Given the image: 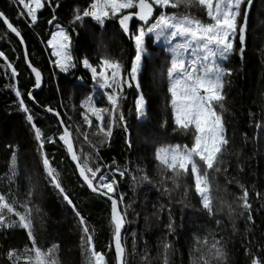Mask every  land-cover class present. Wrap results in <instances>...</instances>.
Returning <instances> with one entry per match:
<instances>
[{
	"label": "snow or ice",
	"instance_id": "1",
	"mask_svg": "<svg viewBox=\"0 0 264 264\" xmlns=\"http://www.w3.org/2000/svg\"><path fill=\"white\" fill-rule=\"evenodd\" d=\"M15 2L20 6L15 20L0 10V22L19 38L20 45H25V38L16 21L23 20L28 28H33L40 21L43 11L50 10L51 18L47 19L46 23L54 30L51 31V38L47 40V48L51 49L50 56L54 59L49 62L60 73L72 75L74 80L79 81L78 84L72 85L79 95L88 90L86 76H90L92 90H99L106 98V107L96 106L92 95L85 96L79 105L82 109L79 115L88 129L92 130L94 141L89 140L87 131L81 132L79 125L74 129L72 124L64 120L62 113L50 105L43 106L44 110L52 113L59 127L57 133L48 136L37 126V117L24 100L26 95L34 104L40 105L34 90L42 87V70L33 65L25 49L23 59L34 76V83L23 93L17 87V68L5 53L0 51V58L4 61L0 64V69H4L5 74L10 70L11 79L14 81L7 87L15 93L19 110L24 113L34 137L36 167L42 171L45 185L62 199L77 221L85 264H107L106 255L97 250L89 220L82 214L64 186L61 174L54 166L55 158L49 155L47 145H60L74 167V174L81 187L109 202L112 242L109 247H114L116 264H128L125 252L128 217H139L143 211L138 210L135 200H129L128 194L122 190V183L129 181L134 193L140 186H147L154 188L161 198L168 197L169 201L174 192L182 191L181 214L190 211L193 215L204 216L208 223H214L219 228V213L223 211L224 203L219 197V181L223 174L227 186L235 182L240 190V195L234 202L236 207L228 205L229 214L238 208L237 214L254 227L249 188L229 176V169L224 166L225 150L231 143L228 121L224 115L228 111L225 102L236 72L228 66V62L233 57H239L241 61L245 57L249 11L253 0H84L85 6L73 8L66 24L62 23L58 16V10L63 7L62 0ZM182 5L185 8L199 5L207 19L186 13H169V8L179 9ZM86 18L105 31L108 21H116L121 35L129 42L131 54L128 59L101 55L98 61L94 62L88 55L82 58L74 55V52L79 51V41L76 39L79 36L78 29L86 27ZM149 37L152 38L153 44L163 42L159 79L166 81V91L170 96V115L157 120L158 127L154 129L155 136L152 138L154 151L149 163L155 166V176L139 159L135 162L129 159L121 165L115 159L111 163L104 162L100 154L103 148L111 146L116 129H119L125 146L128 149L133 147L130 116L134 115L139 122H147L150 119L149 102L141 84V75L148 71V64L153 59V53L147 43ZM100 50L107 51L103 40L100 42ZM79 67L86 70V76L75 75ZM130 89H134L136 95L134 108H128L126 115V90ZM57 90L61 91L59 87ZM62 91L67 93L68 88ZM71 120L72 117L69 116L68 121ZM255 127L264 129V117L256 122ZM170 128L172 132L182 134L189 142L165 143ZM80 135L90 144L91 153L80 149L78 154L76 144ZM140 135L138 132V138ZM243 138L245 142L249 139L247 134ZM8 148L11 157L5 176L9 180V191L0 192V229H22L26 233L28 243L23 249H0L3 253L0 264H59L58 244L53 243L46 250L40 246L34 229L33 211L39 214L41 210L32 206L36 191L30 189L24 194L20 193L19 183L22 175L26 173H22L18 168L17 150L11 145H8ZM240 171H244L243 167H240ZM27 180L31 183V175H27ZM35 188L33 185V189ZM255 195L261 198L260 192ZM193 200L196 202L193 203ZM153 208L155 209V205ZM165 211L168 221L165 225L166 234L172 236L177 231L174 207L170 203L160 204L152 214L158 216ZM200 231H204V225H201ZM136 235L135 232L132 233L133 248L136 246ZM250 236L249 232L245 243L242 244L246 264H264V242L257 241V246H254ZM170 247L168 242L163 243L165 252ZM194 253L193 264H231L229 243L219 232L205 231L203 238L196 235ZM164 264H167V259Z\"/></svg>",
	"mask_w": 264,
	"mask_h": 264
},
{
	"label": "trees",
	"instance_id": "2",
	"mask_svg": "<svg viewBox=\"0 0 264 264\" xmlns=\"http://www.w3.org/2000/svg\"><path fill=\"white\" fill-rule=\"evenodd\" d=\"M63 7L58 10V16L62 23H67L70 19L73 8L85 6L84 0H62ZM20 6L15 0H0V10L15 20L16 13ZM169 13H186L207 19L204 10L195 5L185 8L183 5L179 9H168ZM50 10L43 11L40 21L33 28H28L23 20L16 21L24 38L28 49L29 59L43 73V83L41 89L34 95L40 101V106L50 105L62 113L64 120L73 125L80 126L81 132L89 133V140L94 141L91 135L92 130L83 123L79 112V107L85 96L92 95L94 103L98 107H106V98L99 92L93 91L90 76H86V70L79 67L75 71L77 76H86L88 79V90L79 95L74 84L79 81L74 80L72 75H65L55 69L49 62L54 59L50 56V48H47V40L51 38V31L54 28L46 23L50 19ZM105 29L100 28L86 18V27L79 28L78 52L74 55L83 57L88 55L94 62L99 56L106 55L111 58L128 59L131 54L129 42L126 41L116 21H108ZM103 40L106 52L100 50V42ZM153 59L148 64V71L142 73V89L149 102L150 119L147 122L136 121L135 116L129 117L132 125L133 147L128 149L122 139L119 129L115 130L111 146L101 150L104 162L111 163L113 159L123 165L127 160L133 162L138 159L155 176V166L149 161L152 158L154 145L152 138L155 136L154 129L158 127L157 120L167 118L170 115V96L167 94V83L159 79L160 57L163 49L161 44H153L152 38H147ZM0 51H3L9 60L18 70L17 87L26 93L34 83V76L27 67L23 57V46L19 40L6 29L0 22ZM0 58V64H3ZM228 66L236 70L229 86V96L226 100L228 111L224 114L228 121V135L231 143L225 150V167H228V175L235 180L244 183L250 191L249 200L253 205L254 227L236 211L229 214L228 205L236 207L235 199L240 195V190L235 182L227 186L223 174L219 184V197L223 200V211L219 213L221 227L217 228L214 223H208L204 216L193 215L190 211L181 214L182 207L180 201L183 198L182 191H176L172 195L171 201L168 197L161 198L159 193L147 186H140L135 193L132 190L131 182L122 183V190L128 194L129 200H135L138 210L143 209L141 216L129 215L126 226V256L128 264H193L195 257L194 241L195 236L203 238L205 231L219 232L229 243L231 264H246V257L242 254V244L245 237L251 233L254 246L256 242L264 238V129H257L255 124L264 117V0H255L249 12V32L247 49L244 59L233 57L228 62ZM55 74V75H54ZM10 70L5 74L4 69H0V192L9 191V180L5 176L10 165L11 152L8 145L18 152V168L22 173L19 191L21 194L27 190L36 191V198L33 201V208H39L40 213L33 211L34 229L40 246L47 249L51 244L59 245V264H85V255L80 246V232L78 223L72 212L68 209L62 199L54 191L47 187L42 179L43 173L36 167V145L24 113L19 110L17 98L11 88L7 87L13 83ZM58 87L61 91H58ZM68 88L67 93L63 89ZM127 101L125 114L128 108H134V89L126 90ZM24 100L29 109L37 117V126L48 135L57 133L59 127L57 120L44 111L39 110L27 96ZM253 115L250 116L249 114ZM71 116L72 120L68 121ZM141 135L137 136V134ZM247 134L248 141H244ZM74 135H76L74 131ZM165 143H188L189 141L179 132L168 130ZM159 146V145H156ZM50 156L55 158L54 166L61 174V179L67 191L72 195L74 202L88 218L89 227L93 230L94 242L97 250H101L106 255L107 264H116L111 245V229L109 223L110 204L109 202L90 191L82 188L77 176L74 174V167L66 158L63 148L60 145H47ZM78 154L80 149L85 153H91L90 144L84 141L83 135L79 136L76 144ZM239 165V167H238ZM243 167L244 171H240ZM27 175H31V183L27 180ZM33 185L36 186L33 189ZM16 187V185H13ZM260 192L261 198H257L255 193ZM196 201L193 200V203ZM171 204L175 211V221L177 231L172 236H167L165 225L167 224V212L154 216L153 211L159 208L160 204ZM218 207L220 201L218 200ZM155 205V209L153 208ZM148 217L146 220L145 217ZM235 224V231H233ZM183 225V226H181ZM204 225V231H200ZM136 235V246L133 248L132 233ZM211 241V236L208 237ZM168 242L171 247L165 252L163 243ZM26 233L22 229L3 230L0 229V249L6 247H16L23 249L27 244ZM147 256V259H145ZM3 253L0 252V259Z\"/></svg>",
	"mask_w": 264,
	"mask_h": 264
},
{
	"label": "water",
	"instance_id": "3",
	"mask_svg": "<svg viewBox=\"0 0 264 264\" xmlns=\"http://www.w3.org/2000/svg\"><path fill=\"white\" fill-rule=\"evenodd\" d=\"M254 1L255 0H253V3H254ZM253 5V4H252ZM251 8H252V6H251ZM251 8H250V10H251ZM250 12V11H249ZM249 26V25H248ZM11 33V32H10ZM11 34H13V33H11ZM14 35V34H13ZM15 36V35H14ZM16 37V36H15ZM18 40H19V38L18 37H16ZM25 49L27 50V52H28V49H27V46H26V44L23 46V50H24V52H25ZM29 55V54H28ZM40 89H35L34 90V94L36 93V92H38ZM31 101V100H30ZM32 102V101H31ZM36 105V104H35ZM36 107L39 109V110H41V111H44L45 112V110H44V107H42V106H38V105H36ZM47 113V112H46ZM48 114H51L52 115V113H48ZM53 116V115H52ZM105 199V198H104ZM127 226V225H126ZM113 248V253H114V247H112ZM125 252H126V247H125ZM116 262V261H115Z\"/></svg>",
	"mask_w": 264,
	"mask_h": 264
},
{
	"label": "rangeland",
	"instance_id": "4",
	"mask_svg": "<svg viewBox=\"0 0 264 264\" xmlns=\"http://www.w3.org/2000/svg\"><path fill=\"white\" fill-rule=\"evenodd\" d=\"M159 44L163 45V42L161 41ZM50 51H51V49H50Z\"/></svg>",
	"mask_w": 264,
	"mask_h": 264
},
{
	"label": "bare ground",
	"instance_id": "5",
	"mask_svg": "<svg viewBox=\"0 0 264 264\" xmlns=\"http://www.w3.org/2000/svg\"><path fill=\"white\" fill-rule=\"evenodd\" d=\"M11 1V0H10Z\"/></svg>",
	"mask_w": 264,
	"mask_h": 264
}]
</instances>
